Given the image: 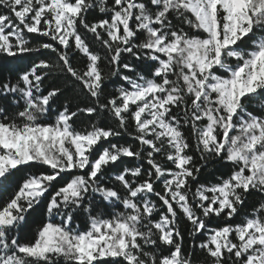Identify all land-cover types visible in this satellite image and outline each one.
<instances>
[{"label": "snow or ice", "instance_id": "6c2138e0", "mask_svg": "<svg viewBox=\"0 0 264 264\" xmlns=\"http://www.w3.org/2000/svg\"><path fill=\"white\" fill-rule=\"evenodd\" d=\"M0 264H264V0H0Z\"/></svg>", "mask_w": 264, "mask_h": 264}, {"label": "trees", "instance_id": "16d2710c", "mask_svg": "<svg viewBox=\"0 0 264 264\" xmlns=\"http://www.w3.org/2000/svg\"><path fill=\"white\" fill-rule=\"evenodd\" d=\"M217 167H219V165H217Z\"/></svg>", "mask_w": 264, "mask_h": 264}]
</instances>
